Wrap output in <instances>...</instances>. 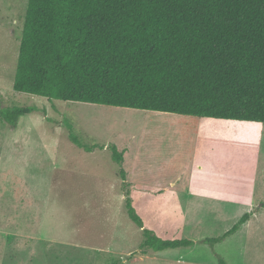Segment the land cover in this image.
Masks as SVG:
<instances>
[{
	"label": "rangeland",
	"instance_id": "obj_1",
	"mask_svg": "<svg viewBox=\"0 0 264 264\" xmlns=\"http://www.w3.org/2000/svg\"><path fill=\"white\" fill-rule=\"evenodd\" d=\"M27 4L0 0V109H34L15 128L0 120V264H264V124L16 92ZM128 197L171 240L221 237L259 210L214 247L143 255Z\"/></svg>",
	"mask_w": 264,
	"mask_h": 264
},
{
	"label": "trees",
	"instance_id": "obj_2",
	"mask_svg": "<svg viewBox=\"0 0 264 264\" xmlns=\"http://www.w3.org/2000/svg\"><path fill=\"white\" fill-rule=\"evenodd\" d=\"M13 88L61 102L264 124V0H28ZM32 113L3 108L0 120L15 128ZM110 150L125 181L123 153ZM126 210L148 255L214 247L259 209L198 242L159 237L129 197Z\"/></svg>",
	"mask_w": 264,
	"mask_h": 264
}]
</instances>
